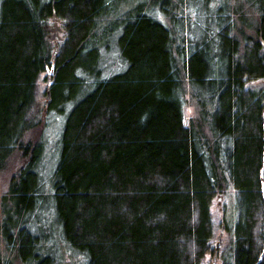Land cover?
I'll return each instance as SVG.
<instances>
[{
  "label": "trees",
  "instance_id": "obj_1",
  "mask_svg": "<svg viewBox=\"0 0 264 264\" xmlns=\"http://www.w3.org/2000/svg\"><path fill=\"white\" fill-rule=\"evenodd\" d=\"M230 2L0 0V170L26 158L0 238L19 264H203L228 190L220 264H264V0ZM47 71L50 138L27 119Z\"/></svg>",
  "mask_w": 264,
  "mask_h": 264
},
{
  "label": "rangeland",
  "instance_id": "obj_2",
  "mask_svg": "<svg viewBox=\"0 0 264 264\" xmlns=\"http://www.w3.org/2000/svg\"><path fill=\"white\" fill-rule=\"evenodd\" d=\"M232 5H236V4H241L240 1L242 0H230ZM262 7V6H260ZM246 8V7H245ZM248 9V8H247ZM53 21H51V24L49 25V28L52 30L53 29ZM57 36H58V41H62L63 40V36H62V31L60 28V24L57 22ZM50 41H52V36H53V32H50ZM115 69H119L122 70V68H115ZM48 76L49 73L48 71L43 73L37 82V88H36V103L35 105L32 106L30 112L27 115V119L29 121H40L41 123V136H45L50 138L49 136L51 135L52 132H56L57 130L60 129V122H58L57 127L54 126L51 122L52 117L50 116H46L43 114V112L45 111V105H46V95H47V82H48ZM51 81L53 82V80L51 79ZM260 83L264 84V81L261 82H252L249 84L252 85H258ZM186 100H187V104H186V109H185V120L188 121L190 120H195L197 117L196 115V110L194 107V103L192 102V100H190L189 98V94H186ZM45 113V112H44ZM38 133L39 131H35L34 132V136L30 135L28 137V139L30 138H34V140H37L38 137ZM27 138L24 140L26 141ZM22 156H20V154H15L13 155L7 165L4 167L3 170H0V221L2 218V208L4 207H14L13 201H11L10 194H9V188L12 182V179L14 177H16L19 173V171L21 170V168L23 167L24 163H25V159L21 158ZM7 195L8 200L3 201V197H5ZM234 205V192L232 190H228L227 193H224L222 195H218L214 201L213 204L211 206V215H212V224H213V238L210 242V245L213 248V252L209 253L205 256L204 258V262L203 264H220V259H219V255L225 250L226 246H227V240H228V236H227V232L225 230V226L223 223V217L225 215H230L231 214V210L233 208ZM228 219V218H227ZM12 253H10L8 251V249L6 248L4 241L2 240V237L0 238V257L3 259L2 261L4 262V260H11V262L13 264H19L18 260L13 259L14 256L12 257Z\"/></svg>",
  "mask_w": 264,
  "mask_h": 264
},
{
  "label": "water",
  "instance_id": "obj_3",
  "mask_svg": "<svg viewBox=\"0 0 264 264\" xmlns=\"http://www.w3.org/2000/svg\"><path fill=\"white\" fill-rule=\"evenodd\" d=\"M52 21H53V29L51 30V29H49V31L50 32H53V36H52V40H53V42L55 43V51H54V55L56 54V52H57V42H58V36H57V33H56V31H57V17L55 16V15H53V18H52ZM50 76H51V72L49 73V77H48V83H47V86H48V88L52 85V81H51V78H50ZM49 92H47V95H46V100L48 101V99H49ZM214 264V263H213Z\"/></svg>",
  "mask_w": 264,
  "mask_h": 264
},
{
  "label": "bare ground",
  "instance_id": "obj_4",
  "mask_svg": "<svg viewBox=\"0 0 264 264\" xmlns=\"http://www.w3.org/2000/svg\"><path fill=\"white\" fill-rule=\"evenodd\" d=\"M49 77V76H48ZM50 78H51V76H50ZM48 79V78H47ZM48 83V82H47ZM47 88V90H48V86L46 87Z\"/></svg>",
  "mask_w": 264,
  "mask_h": 264
}]
</instances>
